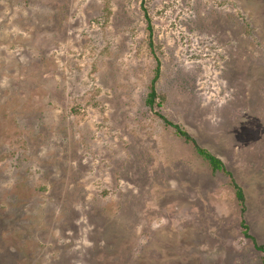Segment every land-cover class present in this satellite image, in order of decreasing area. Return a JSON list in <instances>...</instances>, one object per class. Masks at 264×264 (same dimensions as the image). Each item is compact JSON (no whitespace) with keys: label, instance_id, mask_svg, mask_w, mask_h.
<instances>
[{"label":"rangeland","instance_id":"rangeland-1","mask_svg":"<svg viewBox=\"0 0 264 264\" xmlns=\"http://www.w3.org/2000/svg\"><path fill=\"white\" fill-rule=\"evenodd\" d=\"M263 259L264 0H0V264Z\"/></svg>","mask_w":264,"mask_h":264},{"label":"trees","instance_id":"trees-1","mask_svg":"<svg viewBox=\"0 0 264 264\" xmlns=\"http://www.w3.org/2000/svg\"><path fill=\"white\" fill-rule=\"evenodd\" d=\"M155 98H156L155 90H154V88H151V91L147 95L146 103L149 106H152V104L154 103V99ZM170 125H172L175 128V131H176V133L178 135L182 136L185 141L190 142L192 144V146L194 147V149L197 152V154L200 155L202 158H204L209 163V165L211 166L213 171H219L220 170V171H224V172H226L228 174L230 173V172H227L225 170V166L223 165V163L221 162L220 159L215 157L213 154H211L210 152H208L204 148H201L198 145V143L195 141L194 138H192L185 131L181 130L177 125H173V124H170ZM232 185L235 188V194H236L237 199L240 201V203L243 202L244 196H243V192H242L241 187H239L234 181H233ZM241 224H242V226L245 229L244 230V234L247 237H249V235L247 234V226H246V224H245V222L243 220L241 221ZM263 261H264V259H263ZM263 264H264V262H263Z\"/></svg>","mask_w":264,"mask_h":264}]
</instances>
